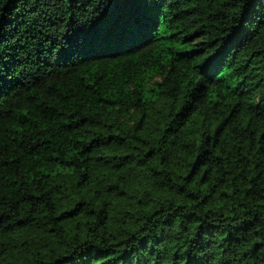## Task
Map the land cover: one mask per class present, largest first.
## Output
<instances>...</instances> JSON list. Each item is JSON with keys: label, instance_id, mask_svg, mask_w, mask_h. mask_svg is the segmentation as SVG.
Instances as JSON below:
<instances>
[{"label": "trees", "instance_id": "16d2710c", "mask_svg": "<svg viewBox=\"0 0 264 264\" xmlns=\"http://www.w3.org/2000/svg\"><path fill=\"white\" fill-rule=\"evenodd\" d=\"M0 57V264H264V0H0Z\"/></svg>", "mask_w": 264, "mask_h": 264}, {"label": "snow or ice", "instance_id": "6c2138e0", "mask_svg": "<svg viewBox=\"0 0 264 264\" xmlns=\"http://www.w3.org/2000/svg\"><path fill=\"white\" fill-rule=\"evenodd\" d=\"M239 23H243V18H241V20L239 21ZM9 71V69L5 66V64L3 63V58L0 57V79L3 78V74L5 72Z\"/></svg>", "mask_w": 264, "mask_h": 264}]
</instances>
